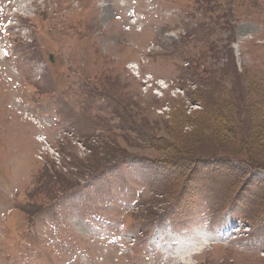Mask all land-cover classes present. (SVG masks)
<instances>
[{"label":"rangeland","instance_id":"obj_1","mask_svg":"<svg viewBox=\"0 0 264 264\" xmlns=\"http://www.w3.org/2000/svg\"><path fill=\"white\" fill-rule=\"evenodd\" d=\"M12 6L0 264H264V0Z\"/></svg>","mask_w":264,"mask_h":264},{"label":"trees","instance_id":"obj_2","mask_svg":"<svg viewBox=\"0 0 264 264\" xmlns=\"http://www.w3.org/2000/svg\"><path fill=\"white\" fill-rule=\"evenodd\" d=\"M226 158H230V159H233L232 157H226ZM238 157H234V159L236 160ZM201 159H198L197 160V162H195V160L194 161H190L191 163H199V161H200ZM252 163V162H251ZM250 166V165H249ZM251 167V166H250ZM256 167H258V166H256ZM235 178V177H234ZM236 180V179H235ZM237 181V180H236ZM233 186H234V188H235V190H236V188H237V186L236 185H234L233 184Z\"/></svg>","mask_w":264,"mask_h":264}]
</instances>
